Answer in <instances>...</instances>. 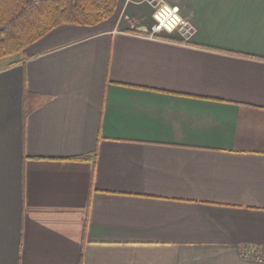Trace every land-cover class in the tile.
Returning a JSON list of instances; mask_svg holds the SVG:
<instances>
[{"label": "crops", "instance_id": "obj_1", "mask_svg": "<svg viewBox=\"0 0 264 264\" xmlns=\"http://www.w3.org/2000/svg\"><path fill=\"white\" fill-rule=\"evenodd\" d=\"M159 1L187 35L149 36ZM25 54L0 65V264H264V0H118Z\"/></svg>", "mask_w": 264, "mask_h": 264}, {"label": "trees", "instance_id": "obj_2", "mask_svg": "<svg viewBox=\"0 0 264 264\" xmlns=\"http://www.w3.org/2000/svg\"><path fill=\"white\" fill-rule=\"evenodd\" d=\"M115 7L116 0H0V61L23 55L32 44L59 26L101 24L114 15ZM23 102L25 115L28 113L25 95ZM28 107L30 111L33 109Z\"/></svg>", "mask_w": 264, "mask_h": 264}, {"label": "built area", "instance_id": "obj_3", "mask_svg": "<svg viewBox=\"0 0 264 264\" xmlns=\"http://www.w3.org/2000/svg\"><path fill=\"white\" fill-rule=\"evenodd\" d=\"M152 18L153 25L148 33L151 38L173 32H179L182 37L188 34V24L181 18L180 10L176 6L159 1L154 5ZM244 257L264 262V249H247Z\"/></svg>", "mask_w": 264, "mask_h": 264}, {"label": "rangeland", "instance_id": "obj_4", "mask_svg": "<svg viewBox=\"0 0 264 264\" xmlns=\"http://www.w3.org/2000/svg\"><path fill=\"white\" fill-rule=\"evenodd\" d=\"M121 1V0H120ZM117 3H118V0H116V5H117ZM116 8V7H115ZM27 50V49H26ZM26 52V51H25ZM25 52L23 53V55L22 54H20V55H18V56H12V57H10V58H6V59H4V60H1L0 61V65H2V64H6V63H10V62H13V61H15V60H19V59H25V57H26V54H25Z\"/></svg>", "mask_w": 264, "mask_h": 264}]
</instances>
